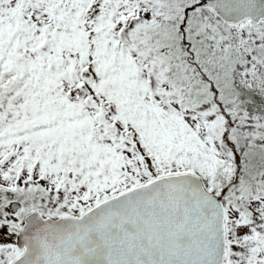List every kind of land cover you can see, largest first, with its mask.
<instances>
[{"label": "snow or ice", "instance_id": "obj_1", "mask_svg": "<svg viewBox=\"0 0 264 264\" xmlns=\"http://www.w3.org/2000/svg\"><path fill=\"white\" fill-rule=\"evenodd\" d=\"M0 264H264V0H0Z\"/></svg>", "mask_w": 264, "mask_h": 264}]
</instances>
